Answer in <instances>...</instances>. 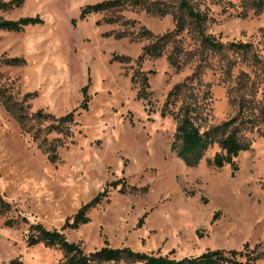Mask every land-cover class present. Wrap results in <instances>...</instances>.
Returning a JSON list of instances; mask_svg holds the SVG:
<instances>
[{
  "label": "rangeland",
  "instance_id": "374dc122",
  "mask_svg": "<svg viewBox=\"0 0 264 264\" xmlns=\"http://www.w3.org/2000/svg\"><path fill=\"white\" fill-rule=\"evenodd\" d=\"M103 1L23 0L0 9V20H41L0 30V89L29 116L20 124L0 96V196L9 204L0 214V264H62L57 246L29 244L33 224L61 231L86 254L107 245L180 259L248 244L262 253L254 264H264V11L245 10L243 0H190L207 16L206 34L250 48H207L187 21L176 36L185 54L176 69L168 60L172 43L138 63L144 46L175 29L171 13L126 6L80 17L87 4ZM162 1L178 9V0ZM14 57L23 62H6ZM138 70L148 77L147 97L138 96ZM183 81L197 95L203 129L236 116L241 97L254 106L245 112L256 120L244 130L251 144L236 169L210 164L217 144L192 167L171 151L181 100L161 111ZM37 111L53 118L32 116ZM105 187L87 223L63 228Z\"/></svg>",
  "mask_w": 264,
  "mask_h": 264
},
{
  "label": "trees",
  "instance_id": "16d2710c",
  "mask_svg": "<svg viewBox=\"0 0 264 264\" xmlns=\"http://www.w3.org/2000/svg\"><path fill=\"white\" fill-rule=\"evenodd\" d=\"M23 0H0V9H8L17 7L22 4ZM244 9H252L254 12L264 11V0H243ZM138 7L145 9L148 13L154 15H165L171 13L175 19V29L171 32H167L163 35L156 36L155 40L150 44L143 47V52L138 58V63H141L146 57H158L162 54L164 47L172 43L174 46L173 52L169 54V63L179 69L183 64V50L178 45L176 36L182 32L187 24V21L192 24V27L196 34L200 44L215 51L223 50L227 47H231L238 51H247L250 45L247 43H235L232 42L225 45L219 41H216L212 36L208 35L204 31V24L207 20V16L204 11L198 10L190 0H178V9L171 10L166 3L162 0H106L100 3L87 4L81 9L80 17L84 18L91 12H98L102 10H111L119 7ZM247 12H241V16H245ZM111 20V19H110ZM40 18L36 17H20L16 20L3 19L0 20V30L15 31L18 32L28 24H34L40 22ZM141 33L151 35L149 30H143ZM153 36V35H151ZM154 39V38H153ZM115 59L127 60V57H115ZM8 64H19L23 60L20 58H9L6 60ZM264 69V65H263ZM139 71V70H138ZM137 76L140 80V89L138 96L147 97L148 77L145 74L140 75V71ZM194 74L191 78H194ZM188 78L187 80H190ZM134 80V79H133ZM190 85L183 81L174 85L166 96L161 115L165 116L171 107L175 105L177 100H181V103L175 113L177 120L173 139L170 143V149L175 155L183 161L186 166H196L203 158L205 152L214 144H217L219 150L214 154L213 158L209 160L216 168H221L226 164L231 165L233 169H236V157L242 151L248 150L250 147V140L245 136L244 130L255 127L256 120L245 113L246 110L252 113L253 107L250 104V100L241 97L238 101L239 110L236 116L229 120L223 121L219 124L210 126L208 128H201L196 122L197 110H196V93L189 90ZM85 91V88L84 90ZM4 91L0 89V96L5 101L7 110L15 117L20 123H24L28 116L25 108L16 101L5 96ZM28 96L32 93H28ZM84 105V103H83ZM32 116L39 118H53L51 114H45L41 111H37ZM71 116L67 115L61 118L60 122L70 120ZM261 119H264V112L260 114ZM57 129L59 126H51ZM68 133V128L64 130ZM264 136V131L259 133ZM51 161H56L57 156L50 154ZM121 181L116 180L110 185L117 186ZM123 188H121L122 190ZM106 187L99 193H97L87 203L83 204L78 211L72 216L71 222L66 220L63 228H77L81 224L87 223L90 218L87 216L89 209L99 204L106 196ZM9 209V204L3 200L0 196V214ZM31 229L34 232L29 239V244L42 243L44 246L53 247L57 246L63 252L62 264H102L108 262H120L126 263H140V264H254L255 261L262 255L261 252L256 253L255 249H249L248 244L243 245L241 250H222V249H208L199 255L185 256L180 259L169 258L167 255H155L147 252L135 251L129 247L112 248L107 245L102 246L92 252L85 253L79 244L70 242L66 239L64 233L58 230H49L41 224H33Z\"/></svg>",
  "mask_w": 264,
  "mask_h": 264
}]
</instances>
